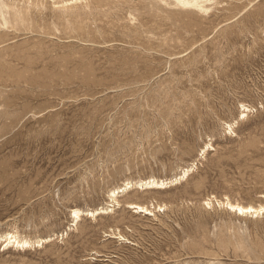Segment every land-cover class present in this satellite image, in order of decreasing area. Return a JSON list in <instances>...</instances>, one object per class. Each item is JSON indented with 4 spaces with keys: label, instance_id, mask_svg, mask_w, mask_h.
I'll return each mask as SVG.
<instances>
[{
    "label": "rangeland",
    "instance_id": "obj_1",
    "mask_svg": "<svg viewBox=\"0 0 264 264\" xmlns=\"http://www.w3.org/2000/svg\"><path fill=\"white\" fill-rule=\"evenodd\" d=\"M222 201L264 204V0H0V264H264Z\"/></svg>",
    "mask_w": 264,
    "mask_h": 264
},
{
    "label": "bare ground",
    "instance_id": "obj_2",
    "mask_svg": "<svg viewBox=\"0 0 264 264\" xmlns=\"http://www.w3.org/2000/svg\"><path fill=\"white\" fill-rule=\"evenodd\" d=\"M181 1L183 3L184 2H188V0H181ZM18 15H19V13H18ZM242 107H243V105H242ZM227 126L229 128H231L230 124H228ZM188 170H189L188 168L186 170H184L183 175H181L180 177H182V176L184 177L185 175H187ZM175 179H176V177L173 180H175ZM171 180H172L171 178L170 179H157V178H154V177H149L147 179L140 180L137 183H135V182L132 183V181H126L124 183V185L116 187L115 189L110 191L109 194H110V197L112 198V201L115 204H118V201L116 200V195L119 194V193H123L125 190L130 189L133 186H137V187H139L141 189L142 188H160V187H164L168 182H171ZM221 203L227 205L228 209H232L237 214H241V215L242 214H251L252 216H256L258 214L262 215V213H264V204H259L258 206H252V205H241V204H238V203H231L229 201H227V202H223L222 201ZM128 206L133 208L135 210V212H140V213L148 214V215H152L153 214L152 210L149 207L145 206V205H141V204H138V203H130V204H128ZM159 206H157V207L159 208ZM101 210L105 211L106 209L101 208ZM72 212H73V216H72L73 219L78 221L80 219V215L82 214V211L80 209H74V210H72ZM99 212H100V210H98V209L87 210V211L84 212V214H86L87 216H92L93 217L95 214H97ZM44 240H46V238H39V239L31 241V240H28V239H25V238H20V237H18L15 234L7 233V235L5 237V240H4L2 245H12V246H15L17 248H25V247H28V246L41 245L44 242Z\"/></svg>",
    "mask_w": 264,
    "mask_h": 264
}]
</instances>
